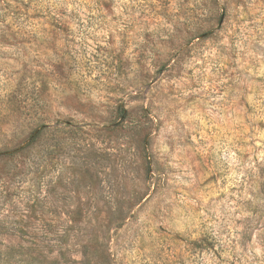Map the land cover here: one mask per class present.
I'll return each instance as SVG.
<instances>
[{
    "label": "rangeland",
    "instance_id": "374dc122",
    "mask_svg": "<svg viewBox=\"0 0 264 264\" xmlns=\"http://www.w3.org/2000/svg\"><path fill=\"white\" fill-rule=\"evenodd\" d=\"M0 264H264V0H0Z\"/></svg>",
    "mask_w": 264,
    "mask_h": 264
}]
</instances>
